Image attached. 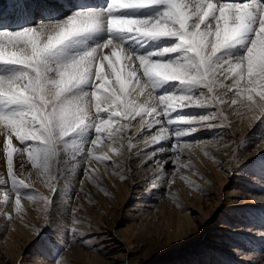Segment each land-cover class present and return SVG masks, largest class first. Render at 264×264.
<instances>
[{
  "label": "rangeland",
  "instance_id": "rangeland-1",
  "mask_svg": "<svg viewBox=\"0 0 264 264\" xmlns=\"http://www.w3.org/2000/svg\"><path fill=\"white\" fill-rule=\"evenodd\" d=\"M88 7L95 8L93 6ZM36 20L40 21L41 18L38 17ZM174 20L173 23H175ZM185 21L186 18L182 21L177 19L176 24L186 23L187 21ZM247 28L235 39L236 42L244 40V42L247 41L245 43L248 44V42L250 43L254 36H256L255 34H250L252 37L249 39L247 38L248 40L243 39L248 35L245 32ZM186 30L187 28L184 29L187 39L184 40L183 43H185V45L187 43L189 50H182L181 54L182 57L187 58L192 54L201 76L200 78H191L188 76V81L182 82L178 80L173 86L175 89L177 88V90L180 89V91H182L181 94L183 95L180 94L181 96H190V91L193 93L197 85H205L206 82L210 87L214 88L216 94L220 96L223 88H218L216 86L217 77L213 79L211 76V74H216L212 72L213 67H215L212 66V63L217 61L216 58L219 53L223 57H227L231 55V52H236L237 54H241V57H244L245 52L242 48L245 45L240 44V46L237 44L236 47L230 43V45L228 44L229 47H227V45L222 48L220 52L212 54L211 57L207 58L199 47L195 48L192 46L194 43V34ZM100 33L101 31L99 28L89 29L70 37L52 49L44 57V65H42L43 75L41 78V85L44 86V89L49 87L48 84L51 82L49 76H52L55 66L61 64L63 60H67V63L71 59V61H73L87 51H91V48L94 49L100 46L97 42L103 43V41H106L107 39L99 37ZM123 36L125 35L123 34ZM175 40L180 43L182 42L179 39ZM118 42H120V40H118ZM179 52H181V50ZM179 52L175 53V55L178 56L180 54ZM166 59H168V57H166ZM172 59L173 58H171V60ZM149 65L145 66L143 63L139 64V68L142 69H139V71L143 72L144 70L152 72V67ZM85 69L89 70L87 66H85ZM85 69H81V71L86 74L87 71H84ZM96 69V72H98L97 67ZM225 69L229 71L227 66L218 64L215 70L222 73ZM24 71L28 76H35L34 71L31 68L29 69L25 64L0 62L1 75L6 74L5 76L10 75L9 77L16 78L20 74L19 77H23L24 74H26ZM11 72H14V74H10ZM242 75L245 77L246 83L249 76L245 72H243ZM144 78L149 79L148 77ZM250 78L261 82L258 76ZM20 82L27 83V81ZM150 82L165 84L158 83L157 80L153 79H151ZM86 83L89 85L87 86ZM86 83L81 84L84 90L88 92L94 91V87H92L94 83ZM81 85L79 88L75 87V90L72 89V92L75 91L78 93L80 92L79 94H85L86 92L83 88H80ZM80 89H82L83 92ZM170 94L171 93H167L165 94L166 96L164 95L163 97H170L172 95ZM203 94L210 96L209 89L204 88ZM41 95H44V93H41L39 86H37L36 94L31 95L33 97L32 105L15 104L7 96L1 97L0 95V106H5V110L6 107H8V111H11V109H23L27 111L37 107L36 110L38 109V111L36 116L42 117L45 113L39 111V109H45L46 107V109H48L49 107L44 101L40 100ZM167 100L168 99L158 102L160 113L165 122L168 117L169 119H172L173 116L175 117L172 112L174 111L172 110L173 102L170 104L169 101L168 104V102H166ZM165 104L167 108L164 107ZM7 110L6 112H8ZM167 110L171 111L169 115L164 116L163 113ZM227 111L229 110H226V112ZM217 112L218 107L211 104L207 113L211 116H215ZM23 113L25 112L23 111ZM90 117L88 118L89 121L85 124L87 127L82 125L79 128L81 132L89 130ZM232 118L233 116H231V119ZM259 118L260 119L256 121V127L247 133L246 136L240 134V127H236L233 120L229 123L223 118L217 117L208 122L214 125L213 132L208 138L212 137L215 138L216 141L224 143L231 141L235 150L232 168L228 173H222L225 179L223 182L215 173L213 174L211 170H208L206 161H202L204 157L202 152L196 153L193 148L191 150L185 149L183 152L182 147L181 149H177L175 146H173V150L170 151L169 155H165L166 158L168 157V159L173 162L167 166V171L169 172L168 176L165 179H159V174L149 170L147 172L149 177L146 181L137 185L131 184L132 187L130 186L129 192H126V188L120 185H118L120 187H118V189H120L118 190L116 187L117 183L113 178L114 182L111 181L110 178H106L105 181H103L104 183L101 182V184L97 183L96 185L91 184L89 189H85L84 186L78 184L71 186L74 175L75 178L77 177V173L73 168L79 164L76 163L75 159L73 160V166L66 170V172L63 170L65 166L58 161V163L53 165V169L55 172H59V174L45 173L41 179L43 181L42 184L31 179H27L25 183L23 182L24 176H13L10 180V186L14 193H17L19 196L21 195L22 210L17 214L13 208V215L8 213L7 221L9 224L12 222L13 224L11 227L8 225L10 228H5L4 232L1 234L2 236L0 235V245L3 255L0 264H41L42 261L46 264H94L96 258L92 256L93 253L103 257L108 256L110 261H113L111 264H119L121 262V264H264V203L257 199L248 202L249 196H264V153H258L256 156H243L239 151L243 138H249L247 136L257 137L264 132V115ZM128 119L129 114L126 119H123V117L121 118V125H111L112 131H116L117 127L119 128V131L117 133L114 132L115 134L112 137V140L116 143H118L117 137L121 135L120 130L125 129L124 125ZM253 126H255V122ZM173 129L175 130V125L174 127L172 126L170 130ZM65 138H61V141H65ZM191 139L188 138L184 141H186L185 143L191 144V142L200 138ZM188 140L191 141L189 142ZM25 144L21 146L25 148L43 147L41 143L36 142L35 144L34 141L28 142V146ZM178 144L181 146L183 145L182 143ZM213 145L214 142H211L209 147L211 148ZM216 148H219V151H229V148H226L222 144L216 145ZM49 152L54 154L52 151ZM177 157H179L182 164L188 165V167H182V164L175 163ZM203 162L205 163L201 164ZM212 163L215 162L213 161ZM108 164H111V162ZM215 164L217 166V163ZM198 167L200 169H198ZM178 170L179 172L177 173ZM60 173H64V175H60ZM181 176L187 177V179L182 180L180 178ZM49 177H54L55 188L53 193L50 191V184L48 183ZM121 177L123 178L122 182L128 183V178L131 177V173L128 176L127 174H122ZM154 181H159V184H163L162 186L150 188ZM175 181L181 183L184 188V193L190 192L191 195L197 193L201 195L202 198L207 199L206 201H213V203L219 202V205L211 212L210 216L209 211L211 207H209V205H203L204 208L207 209L205 210L203 208L204 211L201 212L198 205L190 202L194 200L193 196H191L189 202L183 199V197H175ZM207 184L209 188H206ZM151 191H157L158 193L154 194ZM238 192H240L239 194L241 195H238ZM86 193L88 195H86ZM45 195L51 196L47 220L46 214L42 210V202L40 201ZM98 195L101 197H98ZM102 197L105 198L103 199ZM164 199L170 203H168L169 205H167L166 208L172 205L169 207L170 209L175 208V210L180 213L185 215L188 214L193 220L195 219L190 228L186 225L183 228H177L175 225V232H181L183 235H181L182 237L170 239V234L174 232V227H171L163 221V215H161L163 214V209H161L160 202ZM12 205L15 206V201L11 206ZM39 208H41V210ZM109 208H112V211ZM75 209H81L76 217L74 212ZM75 219L80 220V224L76 227L73 226ZM21 221H29L30 225L25 226V229L32 234V239L26 240L23 237V239L20 240L21 238L18 237L20 233L18 232L17 226ZM130 229H132V231ZM10 230H12V232H10ZM37 230L40 231L35 234ZM59 234L61 236H59ZM54 237L56 238L54 239ZM112 237L115 238L113 239ZM79 248L84 252L81 251L78 255L75 251ZM72 251L74 252L72 253ZM17 253V259H15ZM110 254L112 255L110 256ZM114 255L116 258L112 257ZM124 256L126 259H124ZM96 264L110 263L97 262Z\"/></svg>",
  "mask_w": 264,
  "mask_h": 264
},
{
  "label": "bare ground",
  "instance_id": "bare-ground-1",
  "mask_svg": "<svg viewBox=\"0 0 264 264\" xmlns=\"http://www.w3.org/2000/svg\"><path fill=\"white\" fill-rule=\"evenodd\" d=\"M80 1L82 2L81 6H79ZM109 2L110 0H0V32H4V31L13 32L15 29L17 30H15L14 32H19L24 29L39 28L40 25H46V26H50L49 28H46L44 30L45 35H46L47 32L51 30V26H54L58 22L66 21L70 16L73 15L74 12L84 10V11H93V12L103 13L108 8ZM201 2L202 0H188V4L191 7L193 12H196L199 9V7L201 6ZM213 2H215V0H213ZM217 2L218 3H244V2H249V0H217ZM258 2L264 5V0H258ZM21 3H27L28 7L30 8V11L27 14H21L19 12V7ZM158 5L160 6L159 8H157L155 5H151L148 7L149 12H154V10H157V12H155L154 14L149 13L148 16L146 15V12L143 10V7L120 9L117 12L112 13V14L125 16L129 18L157 19L160 16H162V14L165 12L167 8V6L164 4H158ZM88 6H93L95 8H91ZM100 6H104L103 9ZM260 15H264V12H261ZM38 17L41 18L40 21L36 20ZM101 19L103 21V24L101 27H98L101 31L99 37L105 38L107 40L112 39L114 42L122 44L125 50V53H126V57L116 56L115 53L112 55L111 59H109L108 57H105V60L108 63V69L106 70H104L103 64H100L99 66H97L98 72H96V79L100 80V85H98V87L102 89V91L98 94V99L100 100L101 103L104 104V107L101 108L100 110L101 111L108 110L110 112L109 119L103 122L104 124L103 131L109 133L113 137V135L119 131V128L117 127L116 131H112L111 125H114V124L121 125V118L123 117V119H126L128 114H129V119L126 120V124L124 125L125 129L120 130L121 135L117 137L118 143L112 140L110 145H106V146L98 145L97 146L95 154L102 155L105 158H108V155L110 154L112 161H111V164H108L109 162L105 164L96 163L95 161L92 162V167L93 169H95V172H96V175L93 178L92 182L95 183L98 181V183L101 184V182L104 183L103 181H105L106 178L107 179L110 178L111 181L114 182L115 180V182L117 183V186L115 185L117 189L119 187L118 185H120L126 188V192H129L131 184L137 185V184H140L146 181V179L149 177L147 175V172L149 170L154 171L156 174H159L158 175L159 179L160 178L165 179L169 173L167 171V168H168L167 166L171 164L172 162V160L168 159V157L166 158L165 155L167 154L169 155L170 151L173 150V146L176 147L178 143L183 144L186 142L184 140L188 138L191 139V138H198V137L200 139L191 142V144L194 145L193 147L194 151L196 153L198 152L203 153L204 157L202 161H206L208 165V170H211V173L213 174L215 173V175L223 182V180L225 179L222 176L223 175L222 173H228L229 170L232 168L233 155H234L235 150L233 147V143L231 141L224 143V142H218L216 141L215 138H212V137L208 138L213 132L214 125L208 122H200L199 120L200 117L211 116L209 113H207L211 106L210 96L203 94L204 88H207V87L205 85L199 84L194 89L193 93L191 91L189 93L190 94L189 97H193V98L201 100L202 101L201 105L183 106L185 101L179 99V97L183 95L181 94L182 91H180V89L177 90V88L175 89V87L173 86L174 83L177 82L178 80H175V79L161 80L159 78L154 77L152 78L153 80H157L158 83H165V84L151 83L150 80L145 79L142 76V72H140L137 69L138 60L132 59V57L135 58V57H140V56H149L150 54H153V53L162 52L163 49L172 48L175 46L176 43H180L179 41L175 40L178 38L177 37L174 38V36L173 37L172 36L171 37L170 36L145 37L139 34L127 33V32L110 33L108 31L107 23H106L107 15L102 16ZM177 19L182 21L183 19L185 20V17L182 15H178L174 20L175 23ZM195 19L196 18L194 17V20L192 21L193 23L195 22ZM258 22H259L258 15L254 17L253 19L249 20V23L247 25L248 28L246 27L247 29L245 31L246 34L248 35L247 36L245 35L246 37L243 38V39H247V38L249 39L250 37H252V35L250 34L256 33L257 35L254 36L251 42L252 41L255 42L257 38L260 39V44L258 45L256 52L254 53L255 65L243 64L240 68L235 67L236 64L243 61V59L248 55V49L251 48V42L250 43L248 42L247 44L245 43L247 41L244 42V40L241 42L240 41L236 42V40L235 41L233 40L234 42H231V45L233 46L234 45L236 46L237 44L245 45L242 48L245 52L244 57H241V54H237L236 52H231V55L227 57H223L219 53L217 54V58H216L217 61L212 63V66H215L213 67L212 72L213 73L215 72L216 74L215 75L211 74V76L213 79L217 77L216 86L218 88H223L220 96L225 95L226 89L223 87L225 82L229 84L232 83V81L230 80L226 81V80L229 77V75L233 73H230L226 69L223 70L222 73H219L217 70H215L218 64H223L227 66L228 68L231 67L233 69V72L238 73L239 75H242V73L245 72L247 73L249 77L258 76L261 82H264V33H261L260 28L258 27ZM186 23H188V21ZM138 27L139 26H137V28ZM233 27L234 25L231 23V18L229 17V23L226 25V28L230 32V30ZM121 33H123L125 36H123V34ZM193 34H194L193 36L194 43L193 44L191 43L192 46L195 48L199 47L202 50L204 56L207 58L212 56L213 50L216 44L223 38V35H224V33L220 31L219 26H213L207 33L203 31H199ZM118 40H120V42H118ZM106 41H103V43L102 42H97V43H99V45L101 46ZM229 45L227 47H229ZM186 46H187V43H186ZM98 47H95V48H98ZM177 52H169L162 56L151 55L150 58L153 61L149 63L152 67L153 64H157V63L158 64H168L170 62H177L180 65H183L184 71L186 72L187 77L190 76L191 78H195V77L200 78L201 74L197 69V63L194 62V57L192 56V54L190 53L191 55L188 56L187 58V57H182V54H181L182 50L181 52H179L180 54L178 56L175 55V53ZM166 57H168V59H166ZM169 57L173 59L171 60V58ZM71 60L68 63H67V60H63L61 64H59L58 66H55L54 67L55 70L53 71L52 76L51 77L49 76L50 80L52 81L56 79L58 77V73L61 67L66 64H70L72 62ZM229 63H231V65H229ZM139 64H142V63L139 62ZM152 70H153L152 71L153 73H155L156 71H160V69H153V68ZM86 71L87 72L85 75L91 76V69L89 68V70H86ZM168 71H169V74H171L170 70ZM24 73L26 72L24 71ZM10 74H14V72H11ZM5 75L0 74V76H4V77L10 76V75L5 76ZM139 75L141 76L142 79L139 77ZM9 78H12V77H9ZM236 78L237 77H233V82ZM21 81H27V80L24 79ZM88 82L94 83L93 79L91 78L88 80ZM48 85L49 87H47L43 93L45 96V100L47 101L46 105L49 107L48 109H51V107L55 105L58 102V100H57V96L55 95L56 89L54 88L51 82ZM88 85L89 84H87V86ZM241 87L246 90V94L254 95L253 101L252 102L245 101V106L241 109V115L236 116L235 114H233L232 115L233 118L231 120L234 121V125L236 127H240V130H241L240 134L246 136L247 133H249L256 127V121L260 119L259 117H257L256 119H252V117H256L257 112L260 110L259 109V102H260L259 95L261 94V92H264V88H255L249 92L247 91L249 88V85L247 82L244 83V85ZM80 88H83L82 85ZM36 91H37V87H35L30 94L31 95L36 94ZM84 91L86 93H91V92H88L87 90H84ZM79 93L75 91L73 92L70 91L65 94L64 99H73V98H79L81 96H84V94H79ZM167 93H171L172 94V95L170 94L171 96L175 95V98L170 99V100L168 99L166 101L168 102V104H169V101H170V104L173 102L172 110L174 111L172 112L175 115V117L173 116L172 119L171 118L169 119L168 117L169 120L166 119V122H165L163 120V116L160 113L157 97H163ZM225 98L227 99L228 97H225ZM249 103H251L252 105L251 109L247 106ZM15 104H18V103H15ZM20 104H23V103H20ZM4 107L5 106L3 105L0 106V116L10 115L13 113L19 114V113H23L24 111L26 115L22 117V120L25 122H31L33 119L37 117V116H33L32 114L33 112H35V114L37 113L38 111V109L36 110L37 107L32 108L33 110L29 109L27 111L23 109H17V110L11 109V111H8L9 109L7 110L8 107H6V110L8 112H6ZM224 107L226 110H230L229 106L225 105ZM152 109H156L157 114L160 115L161 117L159 118L160 121L157 122V124H155L154 127L149 129L147 125L153 119L152 113H151ZM141 110H145L149 112V115L145 117L144 121H139V117H137L140 114ZM133 111L136 112L135 116L132 115ZM85 112H83L82 114L86 115L87 118L91 116L90 124L88 126L89 130H87L88 129L87 128L86 129L87 131L81 132V130L77 129L75 132L67 136L65 138V141H61V139H59L56 145L57 155L55 156V154H51L48 151L45 154V158L42 161V166L39 169V171H37L36 168L31 167V164L28 161L26 155L24 156L22 153H18V152L14 153V156H13L15 171H9L6 165V154L4 153L3 144L4 142H6L7 137L10 135V132L13 129V126L3 120H0V230H1L0 235L4 232L5 228H10L13 224V222L9 224L7 221L8 213L9 214L13 213L14 206L13 205L11 206V204L16 200L17 197L22 198L21 195L19 196L17 195V193H14L12 190V187L10 186V180L13 176L22 175L25 177L28 172H32V176L29 179L37 181L39 184H42L43 181L41 179L43 178L45 173L47 174L57 173L53 169V165L58 163V161H60L63 164V166H65L63 170L66 172V170L70 169L73 166V163H74L73 160L75 159L76 163H79V164H77V166L73 168L77 173L76 175L77 177L75 178V175H74V179H73L71 186L78 184V185L84 186L85 189H89V186L91 185V183L86 180L83 185L82 181L84 180V174H85L84 170L86 169V161L89 158L88 150L91 147L92 142L95 140L97 133L95 131V124L93 122V118L95 117V111H93L91 107L89 106L87 107V110ZM111 117H119V119H112ZM180 118L192 119L195 122L193 123L180 122ZM52 120H53V124H52L53 128L58 131L59 126L62 123V121H60L58 115L53 116ZM170 121L172 122L170 123ZM254 122H255V126H253ZM174 125H175V130L174 129L170 130L172 126L174 127ZM15 127L20 129V132L18 133V135L23 134V128L19 124H17ZM178 128H183V129H178ZM192 129H195V131H192ZM166 130L170 134L168 135L167 138L160 140L158 143H146L145 142L146 140L150 141L152 136L164 135L166 133ZM185 133H188V134H185ZM247 137L249 138H246V137L243 138L241 146L239 148L241 155L256 156L258 153L259 154L264 153V132L260 136H257V137L256 136H247ZM129 138H131V142L135 145V147H132V148L128 147ZM191 140H188V141L190 142ZM211 142H214V145L213 147L210 148L209 146ZM27 143L25 145H27ZM197 143L201 144L202 147L200 148L195 147ZM218 144H222L224 146L229 145V151L228 152L219 151V148H216V145ZM13 146L17 148L21 146L19 141L16 140L15 138L13 139ZM13 152H14V149L9 146V149L7 152L9 164H11ZM205 152H207L208 155H205ZM116 153H119V154L117 155ZM213 161L217 163V166L215 163H212ZM161 162L164 164H162ZM204 163L205 162L201 164H204ZM198 169L200 168L198 167ZM130 173H131V177L128 178L129 180L128 183L124 181L122 182L121 179H120L121 181L119 180L122 174H127L128 176L130 175ZM57 174H59V172ZM60 175H64V173H60ZM162 184L163 183L159 184V181H154L153 184L150 186V188L162 186ZM175 185H176L175 197H180V198L183 197V199H186V201L188 200L187 202H189V199L191 198V196H193L194 200H191L190 202L192 204L198 205L199 210L201 212H203L205 209L203 205L206 204V205H209V207H211V210L209 211V216L211 212H213L216 209V207L219 205V202L213 203V201H206L207 199L202 198V196L197 193H194L193 195H191L190 192L184 193L183 192L184 188L182 187L179 181H175ZM206 188H209L208 184L206 185ZM151 192L154 194L158 193L157 191H151ZM239 193L240 192H238L237 194L241 195ZM5 194H7V196L9 197L7 200L3 199ZM86 195L88 194L86 193ZM98 197H101V196L98 195ZM255 199L262 201L264 203V196H254V197L249 196L248 202H252ZM168 203L169 202L165 199L162 202H160L161 207H162L161 209H163L162 211L163 214H161L163 215V221L166 224H169L171 227L172 226L174 227L173 229L174 232L170 234V237H171L170 239L182 237L183 235L181 232H175V225L177 228H183L185 227V225L190 228L193 225V222L195 219L193 220V218L189 216L188 214L185 215V214L180 213L179 211L175 210V208L170 209L169 207H171L172 205L166 208V206L170 204ZM39 209L41 210V208ZM151 214L154 215L153 213ZM101 220H104V219H101ZM18 224L19 225L17 226V229H18V232L20 233V235L18 236L19 238H21L20 240H22L23 237L26 240L32 239L33 238L32 234H30L28 230L25 229V226L30 225L29 221H26V222L21 221ZM8 225H10V227H8ZM130 230L132 231V229ZM10 232H12V230H10ZM59 236L61 235L59 234ZM55 238L56 237H54V239ZM112 238L114 239L115 237H112ZM81 251L82 250H80L79 248L75 252L79 255ZM73 252L74 251H72V253ZM17 255L18 253L15 256V259H17ZM111 255L112 254H110V256ZM92 256L96 258V261L94 264H96L97 262H102V263L109 262L111 264L113 262V261H110L108 256L103 257V256H100L94 253L92 254ZM2 257L3 255L1 251V245H0V260H2ZM112 257L116 258L115 255ZM124 259H126L125 256H124ZM41 264H46V263L42 261Z\"/></svg>",
  "mask_w": 264,
  "mask_h": 264
},
{
  "label": "snow or ice",
  "instance_id": "snow-or-ice-1",
  "mask_svg": "<svg viewBox=\"0 0 264 264\" xmlns=\"http://www.w3.org/2000/svg\"><path fill=\"white\" fill-rule=\"evenodd\" d=\"M153 4H164L167 6L165 12L157 19L151 18H129L120 15H114L112 13L117 12L120 9H130L138 7L151 6ZM30 11L27 3H21L19 7V12L21 14H27ZM264 12V5L260 4L258 0H249V2L244 3H218L217 0H202L201 6L196 12H193L188 4V0H110L108 8L103 13L84 11L80 10L74 12L66 21L58 22L54 26H51V30L45 35V29L50 26L40 25L39 28H28L19 32H0V62H9L16 64H25L27 67L31 68L35 76H28L24 74L23 77L9 78L0 76V95L7 96L14 103H23L27 105H32L33 97L31 96V91L39 86L41 93L45 91L44 86L41 85V78L43 75L44 57L57 45L61 44L63 41L69 39L70 37L89 29H94L101 27L103 21L102 16L107 15V28L110 33L115 32H127L135 33L145 37H165V36H175L181 43H176L174 47L163 49L162 52H157L150 54L149 56H140L132 59L138 60L145 65L153 61L150 56L157 55L162 56L169 52H177L179 50L188 51V47L183 43L187 39L186 32L193 33L203 31L207 33L213 26H219L221 32L224 33L223 38L216 44L213 54L220 52L222 48L227 46L233 40H235L241 32L246 28L249 20L253 19L258 15L259 22L258 27L261 33H264V15H260ZM184 16L188 23L177 25L173 23V20L178 16ZM195 19V22L192 21ZM229 17L231 18V23L234 27L229 32L226 25L229 23ZM137 26H139L137 28ZM255 35H257L255 33ZM43 37V39H42ZM260 44V39L251 42V48L248 49V55L243 59L242 62L235 65L236 68H240L243 64L255 65L254 53L258 45ZM115 53L116 56L126 57L123 45L114 42L112 39H108L104 44L98 48H94L84 55L80 56L78 59L73 60L70 64H66L61 67L58 73V77L51 81L52 85L56 89L55 95L57 96L58 102L51 107V109H39L45 113L42 117H36L31 122H25L22 117L26 115L25 113H13L10 115L0 116V120H3L13 126L10 135L7 137L6 142L3 144L4 153L6 154V165L9 171H15V165L13 156L14 153H22L27 156L28 161L32 168H36L37 171L42 166V161L45 158V154L48 151H52L55 156L57 155L56 145L58 140L69 136L71 133L75 132L82 125H85L89 119L86 115L82 113L87 110V107H91L95 111V117L93 122L95 124V131L97 136L92 142L91 147L88 150V159L86 161V169L84 174L83 185L87 180L92 185H96L92 180L96 175L95 169L92 167V162L105 164L111 162V156L105 158L102 155H96V149L98 145H110L112 141V136L103 131V122L110 117V112L108 110L101 111L100 109L104 107V104L98 99V94L102 91L98 85H100V80L96 79V67L99 64L104 65V70L108 69V63L105 57L111 59L112 55ZM231 65V63H229ZM85 66L91 69V76L85 75L81 69H85ZM153 69H160V71L147 72L143 71L142 75L148 77L149 80L152 78H159L161 80H180L182 82L188 81L186 72L184 71L183 65L177 62H170L168 64H153ZM137 69L139 70V63L137 64ZM87 69H85L86 71ZM170 73L169 74V71ZM229 72L233 73L229 75L226 81H232L231 84L226 83L223 87L226 89L224 96H218L214 88L210 87L206 82L205 86L209 89L210 102L213 106L218 107V112L215 116L200 117V122H210L217 117L223 118L226 122H231V116L235 114L236 116L241 115V109L245 106V101L252 102L253 96L246 94V90L241 86L245 83V77L234 73L233 69L230 67ZM140 73V72H139ZM141 78V76L139 75ZM233 77H237L233 82ZM93 79L94 91L91 93H85L84 96L73 99H64L65 94L72 91L73 88L78 87L80 84L88 82L89 79ZM103 78V77H101ZM27 80V83H21V80ZM142 79V78H141ZM247 83L249 88L247 91H251L255 88H264V82H258L252 78H248ZM225 97H228L227 99ZM259 111L257 112L256 119L264 115V92L259 95ZM175 95L171 97H157L158 102H162L166 99H173ZM180 100L185 101L183 106L189 105H201L202 101L189 96H180ZM40 100H45L44 95L40 96ZM225 105L229 106V111L226 112ZM250 109L252 108L251 103L247 105ZM167 108V105H164ZM171 110H167L163 113L164 116L169 115ZM153 119L147 125L149 129L155 126L157 122L160 121V115L157 114L156 109L151 110ZM36 116L35 112L32 113ZM58 115L62 123L59 126L58 131L52 126V117ZM132 115H136L133 111ZM149 115L148 111L141 110L139 121H144L145 117ZM112 119H119V117H111ZM172 121H170L171 123ZM180 122L193 123L192 119L180 118ZM19 124L23 128V134L18 135L20 132L19 128L15 126ZM195 131V129H192ZM188 134V133H185ZM170 135L166 130L164 135L152 136L151 140H146V143H158L160 140L165 139ZM17 139L20 145H24L26 142L34 141L39 142L43 145L42 148H32V147H14L13 139ZM9 146L14 149L12 154L11 164L8 163L7 152ZM129 148L135 147L129 138ZM184 152L185 149L191 150L194 145L185 143L182 146L176 145L177 149H181ZM195 147H202L201 144L197 143ZM229 148V145H225ZM117 155L119 153H116ZM205 155H208L205 152ZM175 163L182 164L179 157L176 158ZM182 167H188V165L182 164ZM181 167V168H182ZM180 170V169H179ZM177 171V173L179 172ZM114 174V173H113ZM32 176V172H28L23 178V182ZM182 180H186L187 177H180ZM122 180L123 178L120 177ZM48 183L50 184V191L53 193L55 184L54 177H49ZM191 183V182H189ZM9 197L7 194L4 195L3 199L7 200ZM51 196L45 195L40 199L42 202V210L46 214L49 210ZM21 201L20 197L15 200L14 210L17 214L21 212ZM34 201V200H33ZM81 209H75V217ZM80 224V220L75 219L74 227ZM37 230L35 234L39 233Z\"/></svg>",
  "mask_w": 264,
  "mask_h": 264
}]
</instances>
